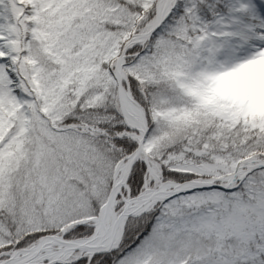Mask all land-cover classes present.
I'll use <instances>...</instances> for the list:
<instances>
[{"label":"snow or ice","instance_id":"obj_1","mask_svg":"<svg viewBox=\"0 0 264 264\" xmlns=\"http://www.w3.org/2000/svg\"><path fill=\"white\" fill-rule=\"evenodd\" d=\"M0 264H264V0H0Z\"/></svg>","mask_w":264,"mask_h":264}]
</instances>
